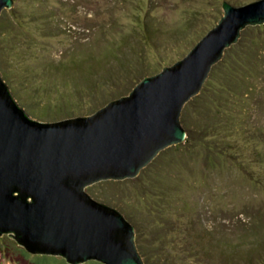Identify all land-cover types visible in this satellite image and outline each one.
<instances>
[{
  "label": "rangeland",
  "instance_id": "rangeland-1",
  "mask_svg": "<svg viewBox=\"0 0 264 264\" xmlns=\"http://www.w3.org/2000/svg\"><path fill=\"white\" fill-rule=\"evenodd\" d=\"M256 1L14 0L0 14L3 71L36 116L96 113L184 59L218 26L224 2ZM235 61L233 95L222 78ZM186 124L187 139L136 177L87 191L133 216L148 264H264V25L242 31L213 66ZM9 235L0 264H70Z\"/></svg>",
  "mask_w": 264,
  "mask_h": 264
},
{
  "label": "water",
  "instance_id": "water-1",
  "mask_svg": "<svg viewBox=\"0 0 264 264\" xmlns=\"http://www.w3.org/2000/svg\"><path fill=\"white\" fill-rule=\"evenodd\" d=\"M13 4L0 0V14ZM223 10L184 59L96 113L36 116L3 71L0 45V235L70 264H148L133 216L87 186L134 178L158 152L187 139L188 101L242 31L264 25V0L224 2Z\"/></svg>",
  "mask_w": 264,
  "mask_h": 264
},
{
  "label": "trees",
  "instance_id": "trees-1",
  "mask_svg": "<svg viewBox=\"0 0 264 264\" xmlns=\"http://www.w3.org/2000/svg\"><path fill=\"white\" fill-rule=\"evenodd\" d=\"M246 29L244 30V32L246 31ZM240 57H244V56H242V54H241ZM239 65H240L239 62L238 61H235L234 63H231L230 62V65H227L226 66V71L224 72L225 73L224 74L225 76L222 78V80H223V86H226L225 92H227L228 94H233L234 95V93L236 92V91L234 92V90H233V93H230L231 89H227V86H231L232 88L235 87V86L233 87V81L232 80L236 77L235 75L240 70ZM237 84H238L237 85V88L238 87H241V88H244V89L246 88L245 85H243L242 82L237 81ZM245 91H248L247 88L245 89ZM215 93H218V92L215 91ZM225 103H227V99H224V100L222 99V101H220V102H213V104H215V107L222 106ZM220 104H222V105H220ZM225 105H227V104H225ZM189 137H190L189 141L192 140L193 138H194V141H196V139H197V137H194V135L192 136L191 134L188 135V138ZM96 177H98V176H96ZM15 194H19V192H16Z\"/></svg>",
  "mask_w": 264,
  "mask_h": 264
}]
</instances>
